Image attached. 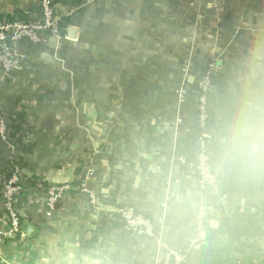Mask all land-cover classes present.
Segmentation results:
<instances>
[{"label": "crops", "instance_id": "obj_1", "mask_svg": "<svg viewBox=\"0 0 264 264\" xmlns=\"http://www.w3.org/2000/svg\"><path fill=\"white\" fill-rule=\"evenodd\" d=\"M54 2L70 48L64 55L53 48L26 53L29 68L41 64L38 83L32 74L0 83V231L10 229L3 170L21 155L13 140L3 139L2 125L25 113L22 137L37 145L24 155L16 198L21 233L0 245V264H68L70 253L91 250L110 264H162L170 251L183 257L170 256L169 264H255L232 226L218 221L215 194L199 186L195 115L176 91L185 84L189 92L216 62L210 136L233 69L254 44L264 46V0ZM37 14L38 0H0V23ZM84 176L87 192L48 209L50 190ZM32 177L37 184L28 187ZM217 178L227 182L224 197L249 217V241L263 253L264 182ZM189 189L195 203L177 206L174 194ZM125 203L150 214L157 241L127 235L117 217ZM102 214L110 221L97 232Z\"/></svg>", "mask_w": 264, "mask_h": 264}, {"label": "clouds", "instance_id": "obj_2", "mask_svg": "<svg viewBox=\"0 0 264 264\" xmlns=\"http://www.w3.org/2000/svg\"><path fill=\"white\" fill-rule=\"evenodd\" d=\"M201 169L242 184L264 182V46L254 44L225 94L215 126L205 141ZM195 189L174 194L177 206L194 204ZM68 264H110L98 250L70 253Z\"/></svg>", "mask_w": 264, "mask_h": 264}, {"label": "built area", "instance_id": "obj_3", "mask_svg": "<svg viewBox=\"0 0 264 264\" xmlns=\"http://www.w3.org/2000/svg\"><path fill=\"white\" fill-rule=\"evenodd\" d=\"M56 41L53 48L56 54L64 55L70 48V37L68 36V26L59 16L54 0H38V14L31 20H5L0 23V83H6L13 80L15 73L22 70H28L29 60L26 56L19 54L20 46H28L31 44L36 46L38 50H48L50 41ZM28 50V49H27ZM216 62L208 63V69L203 73L198 81V122L200 134L198 137V148L195 162V169L203 185L216 188V178L206 174L200 165L202 149L205 141L208 139L207 124L209 121V92L215 79L217 71ZM183 100L188 99V90L185 88L182 91ZM9 127L2 125L1 135L3 139L9 137ZM10 139V137H9ZM185 163V159H183ZM87 186L80 184L78 191L87 192ZM72 188L69 185L61 186L50 190L48 209L53 211L54 205L61 201H66L70 198ZM23 191L20 176H14L9 181L4 183L2 191L3 210L7 214L10 221V229L0 231V245L4 244L9 238H17L21 233L20 217L15 206L17 196ZM121 218L125 221L126 228L129 231H134L141 236L152 238V229L149 222L142 217L136 216L133 210L125 209L119 211ZM170 256H173L178 262L177 253L171 252L163 264H169Z\"/></svg>", "mask_w": 264, "mask_h": 264}, {"label": "trees", "instance_id": "obj_4", "mask_svg": "<svg viewBox=\"0 0 264 264\" xmlns=\"http://www.w3.org/2000/svg\"><path fill=\"white\" fill-rule=\"evenodd\" d=\"M27 49H28L27 52L29 54H31L32 52L37 51L38 48L36 46L28 44ZM30 66H31V68L29 70L18 71L15 73V75L16 76L25 75V76L29 77V75L32 74L34 76L33 79L31 80L32 83H38L40 81V73L37 69L40 68L41 64L40 63H37V64L30 63ZM207 69H208V65L203 68L202 73L199 74V76H198V79L201 78V76L203 75V73ZM197 93H198V80H196L195 83L191 84V90L188 92V99L186 102L187 106L193 111V113L195 115V120L193 122L194 123L193 124V132L191 134L192 139L198 138L199 134L201 132L199 124H198L199 123L198 122V101L196 98ZM26 117H27L26 114L22 112L19 115H17L9 124V130H10L9 137L11 140H13L15 142V145H17L16 150H18L21 153V155L18 158L11 159L9 161V168L3 170L5 182L9 181L11 178H13L16 175L20 176V179L22 178L21 183L24 182L23 177L21 176L22 170L27 166L26 165L27 163L25 162L24 155L32 154L34 152L36 146H37L36 143H34V142H25L24 138L22 137L21 133L23 132V127L26 123ZM25 181H26V184L28 187H35L37 184L38 178L32 177L29 180L25 179ZM22 184L24 185V183H22ZM80 184H81V182L75 181L74 183H72V185H70L72 188V190L70 191L71 198H73L77 195V193H78L77 189L79 188ZM216 184H217L216 186H217L219 193L222 196L227 195V193H228L227 182H225V180L223 178H221V179L217 178ZM237 209H239L238 206H237ZM135 212L138 215L143 216L144 218L151 220L150 214L141 212L137 209L135 210ZM117 217L121 218V215L118 213ZM20 221H21V219H20ZM109 221L110 220L108 219V216L105 214H102L100 216V221L97 225V232H103V230L105 229V227L109 223ZM218 221L222 225H224L227 222L226 219L225 220L218 219ZM123 224H125V223H123ZM142 237L144 239H150L146 236H142Z\"/></svg>", "mask_w": 264, "mask_h": 264}, {"label": "rangeland", "instance_id": "obj_5", "mask_svg": "<svg viewBox=\"0 0 264 264\" xmlns=\"http://www.w3.org/2000/svg\"><path fill=\"white\" fill-rule=\"evenodd\" d=\"M212 62H214V60ZM197 79H198V77H197ZM199 80H200V78L198 79V81ZM185 88L188 90V87L185 84L184 85L180 84L179 88L176 91L180 102H182V100H183L182 99L183 98L182 91ZM196 96H197V94H196ZM186 102H187V100H185L184 103L186 104ZM207 126H208V124H207ZM207 132H208V128H207ZM195 140H196V143H197L196 147L198 148V138H196ZM197 148H196V150H197ZM197 154H198L197 151H195V162H196V155ZM183 159L184 158H182V157L180 158L181 162H183ZM194 172H195V175H196L197 179L199 180L200 188L215 194L217 200H215V203H214V213L216 214V216L220 220H225L226 219L227 220L226 224H229L230 226H232L233 231L237 235H239V237L241 238L240 239V243L243 246L246 245L251 250V252H253V259H252L253 263H255V264L264 263V251L262 253V249H261V247L259 245H257L256 243L255 244H251V243H254V242L253 241L252 242L249 241V237L251 236V233H252V230H253L251 228V224H249L247 222V221L250 220L249 217H246L244 214H242L240 212L239 209H237V205H235L232 201H230V199H229L230 197L225 198L224 196H221L219 193H217V191H216L217 190V186H216V188H213L211 186L203 185V182H202L203 180L200 179L198 173L196 172L195 167H194ZM215 178L217 179V177H215ZM81 183L85 184L87 186L86 189H88V181H87V177L86 176H84V178L81 180ZM227 189H228V187H227ZM125 209L133 210L134 214L136 216L142 217L145 221L149 222V225L151 226V229H152V238L148 237L150 239H145V240H152L153 239V240L157 241V239H156L157 231H158L157 224L152 219L149 220V219L144 218L143 216L138 215L135 212L136 208L131 203L130 204L129 203H125L124 205H122V207L119 209V211L120 210L124 211ZM120 221H122L123 227L128 231V233H127L128 236H130L132 238L144 239L141 235L137 234L136 232L129 231L126 228V224H123V223H125V221L122 218H120ZM243 221H246V222L243 223ZM171 252L177 253L178 258L180 260L183 257L182 253H178V252H175V251H170L168 254H170Z\"/></svg>", "mask_w": 264, "mask_h": 264}, {"label": "water", "instance_id": "obj_6", "mask_svg": "<svg viewBox=\"0 0 264 264\" xmlns=\"http://www.w3.org/2000/svg\"><path fill=\"white\" fill-rule=\"evenodd\" d=\"M83 1L85 2L87 0H83ZM55 44H56V41L54 39H52L50 41V43H49L50 48H54L55 47ZM26 53H27V47L26 46H20V48H19V54H21L23 56H26Z\"/></svg>", "mask_w": 264, "mask_h": 264}]
</instances>
